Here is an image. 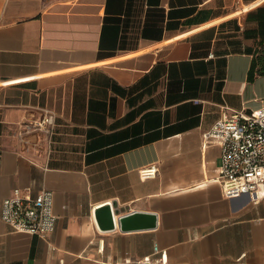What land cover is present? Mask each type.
Here are the masks:
<instances>
[{"label":"crops","instance_id":"obj_1","mask_svg":"<svg viewBox=\"0 0 264 264\" xmlns=\"http://www.w3.org/2000/svg\"><path fill=\"white\" fill-rule=\"evenodd\" d=\"M261 53L264 0H0V264H264V198L226 197L204 143L264 105ZM15 187L53 191L52 232L2 218Z\"/></svg>","mask_w":264,"mask_h":264},{"label":"built area","instance_id":"obj_2","mask_svg":"<svg viewBox=\"0 0 264 264\" xmlns=\"http://www.w3.org/2000/svg\"><path fill=\"white\" fill-rule=\"evenodd\" d=\"M53 123V115H47L36 122L40 127ZM204 143H217L221 147L218 179L226 197L247 193L253 202L264 198V105L248 113L244 110L223 113L211 128L204 133ZM158 164L140 167L143 179L156 176ZM2 218L15 230L46 235L57 223L54 211V194L50 189L33 193L29 187H15L3 199ZM104 239L99 241L104 248ZM160 247L154 245L155 254ZM144 262L161 264L167 262L158 258L144 257Z\"/></svg>","mask_w":264,"mask_h":264},{"label":"water","instance_id":"obj_3","mask_svg":"<svg viewBox=\"0 0 264 264\" xmlns=\"http://www.w3.org/2000/svg\"><path fill=\"white\" fill-rule=\"evenodd\" d=\"M97 219L99 221V223L101 224H106L110 227H113L114 222H115V216H114V211L112 210V206L110 203L105 204L104 206H100L97 209ZM146 216H153L154 217V224L156 223V216L152 215V214H146V213H141V212H131L129 214H125L122 215L121 217H119V222L121 224V226H124L125 223L129 222V221H135L137 220L138 222L145 218Z\"/></svg>","mask_w":264,"mask_h":264},{"label":"trees","instance_id":"obj_4","mask_svg":"<svg viewBox=\"0 0 264 264\" xmlns=\"http://www.w3.org/2000/svg\"><path fill=\"white\" fill-rule=\"evenodd\" d=\"M257 62H261V64L264 66V53H261L260 55H258V58H257ZM263 72H264V67H263Z\"/></svg>","mask_w":264,"mask_h":264}]
</instances>
